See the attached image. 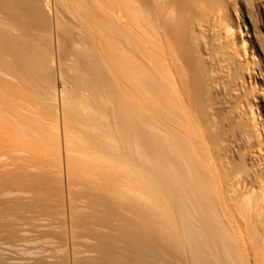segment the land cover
I'll use <instances>...</instances> for the list:
<instances>
[{
  "label": "bare ground",
  "instance_id": "obj_1",
  "mask_svg": "<svg viewBox=\"0 0 264 264\" xmlns=\"http://www.w3.org/2000/svg\"><path fill=\"white\" fill-rule=\"evenodd\" d=\"M228 1L0 0V264H264Z\"/></svg>",
  "mask_w": 264,
  "mask_h": 264
},
{
  "label": "rangeland",
  "instance_id": "obj_2",
  "mask_svg": "<svg viewBox=\"0 0 264 264\" xmlns=\"http://www.w3.org/2000/svg\"><path fill=\"white\" fill-rule=\"evenodd\" d=\"M257 3L258 0H229L220 15L225 25L231 28L234 43L244 54L251 72L244 95L264 144V9H258ZM262 158L264 161V152Z\"/></svg>",
  "mask_w": 264,
  "mask_h": 264
}]
</instances>
